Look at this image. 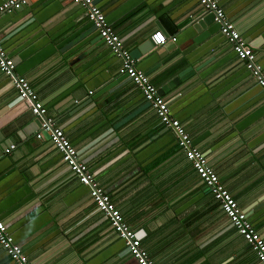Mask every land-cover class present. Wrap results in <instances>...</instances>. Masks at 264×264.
Returning <instances> with one entry per match:
<instances>
[{"label":"crops","instance_id":"obj_1","mask_svg":"<svg viewBox=\"0 0 264 264\" xmlns=\"http://www.w3.org/2000/svg\"><path fill=\"white\" fill-rule=\"evenodd\" d=\"M3 0H0V4ZM264 67V0H217ZM264 237V91L199 0H94ZM0 38L156 264H262L76 0H29ZM135 56V55H134ZM0 68V218L33 264H138ZM12 143L15 147L7 152ZM0 264H14L0 244Z\"/></svg>","mask_w":264,"mask_h":264},{"label":"built area","instance_id":"obj_2","mask_svg":"<svg viewBox=\"0 0 264 264\" xmlns=\"http://www.w3.org/2000/svg\"><path fill=\"white\" fill-rule=\"evenodd\" d=\"M28 1L3 0L0 4V15L6 11L20 9ZM76 1L86 8L87 17L98 30L100 37L121 60L120 72L130 77L133 83L141 90L145 99L151 103L157 112L160 121L175 131L178 144L184 149L187 158L191 160L202 181L209 186L230 217L232 224L249 242L255 250L259 261L264 264V237L253 226L247 213L238 204L236 198L220 181L218 174L208 163L203 152L194 145L193 139L180 120L171 113L168 101L158 91L150 76L138 67L137 62L139 59L125 46L120 35L108 22L102 8L94 0ZM199 2L205 12L213 14L214 22L219 25L221 33L229 41L238 58L243 60L246 68L253 73L264 91V67L258 62L252 46L239 32L235 23L228 17L217 0H199ZM168 39L176 41L177 37L176 35L167 36L162 30H156L150 36L154 46L162 45ZM0 68L11 78L12 83L18 90L21 101L40 120L41 130L37 133V137L42 138L44 134H48L61 158L67 162L79 181L89 187L96 207L107 216L112 228L125 240L127 249L136 258L138 264H156L142 245V233L132 228L130 223L124 218V215L112 200L110 193L97 180L95 172L81 159L78 149L67 136L65 130L53 117L48 115L47 107L41 101L29 80L24 75L16 72L15 61L5 49L1 38ZM15 146V143H12L6 148V151H11ZM0 244L14 264H33L23 248L10 234L6 223L1 218Z\"/></svg>","mask_w":264,"mask_h":264},{"label":"water","instance_id":"obj_3","mask_svg":"<svg viewBox=\"0 0 264 264\" xmlns=\"http://www.w3.org/2000/svg\"><path fill=\"white\" fill-rule=\"evenodd\" d=\"M212 20L214 21V19H213V14L207 12V15H204V16H202V17H200V18L198 19L197 23H195V26H197V28L200 29V28H202L203 26H205L206 24L210 23V21H212ZM149 45H150L151 47L154 45V44L151 42V40L148 41V45H147V43H145V45H143V46H139V47L137 48V50H135V52H132V54L136 56V54H139L140 52L143 51V48H144V47H147V46H149Z\"/></svg>","mask_w":264,"mask_h":264}]
</instances>
